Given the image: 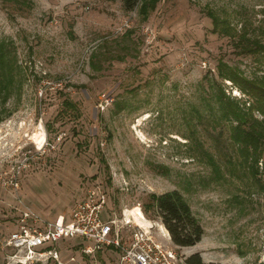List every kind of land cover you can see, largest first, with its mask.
Returning a JSON list of instances; mask_svg holds the SVG:
<instances>
[{"label": "rangeland", "instance_id": "rangeland-1", "mask_svg": "<svg viewBox=\"0 0 264 264\" xmlns=\"http://www.w3.org/2000/svg\"><path fill=\"white\" fill-rule=\"evenodd\" d=\"M132 2L0 0L11 62L0 88V238L19 208L67 216L92 186L107 193L105 212L139 204L160 221L149 196L176 189L203 227L192 246L169 243L178 254L264 264V142L258 157L253 147L244 155L214 99L221 86L254 104L215 65L264 77V54L234 43L241 32L264 38V0H159L146 17ZM207 10L234 35L213 32ZM55 244L64 264L83 259L80 238Z\"/></svg>", "mask_w": 264, "mask_h": 264}, {"label": "built area", "instance_id": "built-area-1", "mask_svg": "<svg viewBox=\"0 0 264 264\" xmlns=\"http://www.w3.org/2000/svg\"><path fill=\"white\" fill-rule=\"evenodd\" d=\"M112 101L101 94V103ZM107 198L103 188L92 186L72 204L67 216L52 220L26 205L19 208L12 220L14 229L0 238L2 264H64L55 243L76 237L86 244L80 247L82 260L70 258L74 264H186L169 244L172 240L161 220L138 223L130 212L135 206L118 211L111 207L107 213Z\"/></svg>", "mask_w": 264, "mask_h": 264}, {"label": "trees", "instance_id": "trees-1", "mask_svg": "<svg viewBox=\"0 0 264 264\" xmlns=\"http://www.w3.org/2000/svg\"><path fill=\"white\" fill-rule=\"evenodd\" d=\"M129 3L130 0H125ZM137 0H133L129 8L135 5ZM159 0H140V13L143 17L149 10H153ZM211 19L212 31L220 32L224 35H234L229 22L217 13L207 10ZM233 33V34H232ZM234 43L244 52L264 54V38L250 37L245 32L234 36ZM5 47L0 44V88H2L10 78L3 77L4 71L10 70V64L6 60ZM216 74L223 79L230 80L241 92L250 95L254 99V104L249 108H243L239 102L225 93L221 86H217L215 101L218 102L223 117L236 121V125L231 133L232 139L240 144V149L246 155L253 147V154L258 157L260 154L259 145L264 142V119L257 120L251 110L254 107L264 112V77L259 79L244 76V73L237 67L229 65L219 58L215 65ZM10 72V71H9ZM68 108H76L75 104L69 100H63ZM148 204L153 206L162 223L168 230L171 240L179 246H192L197 243L203 234V227L192 213L188 203L181 193L176 189L163 192L161 194H150ZM186 264H224L220 262L205 263L198 252H193L185 258Z\"/></svg>", "mask_w": 264, "mask_h": 264}, {"label": "bare ground", "instance_id": "bare-ground-1", "mask_svg": "<svg viewBox=\"0 0 264 264\" xmlns=\"http://www.w3.org/2000/svg\"><path fill=\"white\" fill-rule=\"evenodd\" d=\"M147 115H145L144 117H146ZM143 118V117H142ZM136 208V209H134ZM133 209H131V214L133 215L134 219L140 223V224H144V225H148L151 223L150 220H148L147 218L144 217L142 210L139 209L137 206H135Z\"/></svg>", "mask_w": 264, "mask_h": 264}]
</instances>
